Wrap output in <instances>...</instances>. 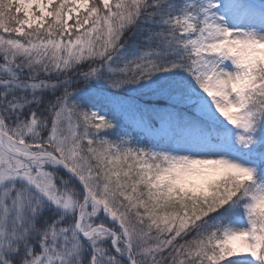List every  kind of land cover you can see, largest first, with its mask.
<instances>
[{"label": "snow or ice", "instance_id": "snow-or-ice-1", "mask_svg": "<svg viewBox=\"0 0 264 264\" xmlns=\"http://www.w3.org/2000/svg\"><path fill=\"white\" fill-rule=\"evenodd\" d=\"M0 264H264V0H0Z\"/></svg>", "mask_w": 264, "mask_h": 264}]
</instances>
